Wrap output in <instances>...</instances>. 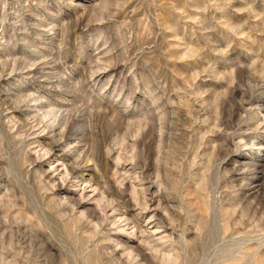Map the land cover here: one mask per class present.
I'll list each match as a JSON object with an SVG mask.
<instances>
[{"label": "rangeland", "instance_id": "374dc122", "mask_svg": "<svg viewBox=\"0 0 264 264\" xmlns=\"http://www.w3.org/2000/svg\"><path fill=\"white\" fill-rule=\"evenodd\" d=\"M0 264H264V0H0Z\"/></svg>", "mask_w": 264, "mask_h": 264}]
</instances>
